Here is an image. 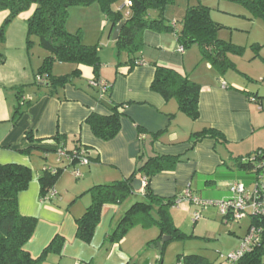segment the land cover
Listing matches in <instances>:
<instances>
[{"label": "crops", "instance_id": "obj_1", "mask_svg": "<svg viewBox=\"0 0 264 264\" xmlns=\"http://www.w3.org/2000/svg\"><path fill=\"white\" fill-rule=\"evenodd\" d=\"M121 4V7L115 4L113 8L121 10L127 7L125 1ZM34 9L35 5H31L17 17L27 23ZM128 11L127 7L125 16ZM6 16L7 11L0 12V25ZM88 16L96 25V30L101 28L102 31L107 27L108 35L112 36L114 28L106 23L95 3L70 7L66 29L72 33L80 30L84 44L96 45L87 41L92 38L95 29L87 32L82 24ZM210 17L215 21L211 12ZM73 22H76L74 26L71 25ZM72 28L76 31H71ZM142 41L138 57L126 54L118 64L108 70L102 65L98 71L99 81L110 85L109 100L124 105L121 108L120 131L108 141L96 138L85 123L92 112L102 115L110 112L108 100L100 96L97 88L89 85L95 77L92 67L73 65L71 71L76 68L79 76L52 89L44 77L41 79L43 82L33 83L36 67L26 64L23 46L19 59H10L9 63L7 55L0 52V164H21L32 171L28 186L17 195L19 213L36 218L33 235L24 249L32 258H37L54 236L59 235L64 240L59 252L48 253L40 264H155L152 260H157L158 254L151 246L155 245L159 235L157 228L136 225L118 243L111 244L106 239L133 203L130 196L120 204L102 206L98 224L87 243L76 237L75 222L90 203V197L85 193L90 187L129 177L148 157L160 155L179 159L173 169L160 171L149 179L151 191L165 199L176 198L189 188L201 200L219 202L230 196L229 183L239 182L251 188L254 182V174L241 164L240 159L257 150H264V92H259L251 77L252 71L260 67L258 76L264 80V55H260V64H256L254 56L256 60L251 62L252 67L245 70L239 69L236 56L229 54L235 68L220 74L210 63L201 60L196 45L179 52L180 45L173 32L146 30ZM153 63L188 75L200 84L197 119L192 120L182 113L174 99L165 100L151 90L155 74ZM199 63L203 64V77L197 75L193 79L192 74ZM26 86L28 88L24 89ZM19 97L24 99L19 100ZM18 108L21 113L13 119ZM205 128L218 131L224 141L216 142L211 137L195 135ZM56 134L65 136V139L57 141L54 138ZM28 135L31 139L27 138ZM78 144L88 148L91 155L89 164L78 167V178L69 169L62 171L53 187L55 195L44 199L40 195L39 174L46 166L66 165L65 161L57 160L58 147L70 150ZM142 192L141 186L132 195L143 199ZM180 203L191 204L187 201ZM180 203L170 208V215L174 226L186 235L179 239L184 241L195 235L200 219L191 222L192 208L184 206L178 209ZM195 206L202 217L205 212L218 215V219L220 213L216 206ZM222 221L226 222L221 216ZM236 223L238 228H243L240 222ZM191 224L195 226L189 235L186 230ZM249 224L250 219L242 230L231 224L230 229L223 233L226 238L230 237L228 233L236 238L228 251L239 246ZM206 225L204 223L202 227ZM196 236L213 239V235L207 232ZM167 246L168 243L164 249ZM188 254L202 255L213 263L210 257L200 253L183 251L177 255Z\"/></svg>", "mask_w": 264, "mask_h": 264}, {"label": "trees", "instance_id": "obj_2", "mask_svg": "<svg viewBox=\"0 0 264 264\" xmlns=\"http://www.w3.org/2000/svg\"><path fill=\"white\" fill-rule=\"evenodd\" d=\"M124 1L131 2L126 16L121 10L113 8L116 3ZM173 1L0 0V11H7V16L0 25V38L3 39L6 27L15 17L28 10L31 5H35L33 13L27 19L26 45L27 48H30L33 38H36L38 45L47 51V55L34 73L33 83L39 84L37 78L44 77L47 80L48 87L53 89L70 83L75 77L79 76L76 68L69 74L58 77L53 76L50 70L51 64L55 61L92 67L94 80H99L98 71L101 63L97 45L84 44L80 30L72 33L66 29L70 7H85L96 3L103 13L106 23L111 28H114L120 21L125 20L117 39L114 41L118 53L125 52L131 57L136 56L143 45L142 34L146 30L158 33L173 32L183 50L196 45L199 48L201 60L210 63L218 73L223 74L228 69H234L235 66L228 56L229 54L240 55L243 49L217 37L219 24L211 19L209 7L201 3L188 6L181 20V28L178 31L175 24L168 22L164 17L167 6L171 5ZM230 1L241 3L252 15L260 17L264 23V0ZM152 65L155 67V74L150 84L151 90L159 93L165 100L174 99L182 113L192 120L197 119L200 84L191 80L188 75L181 74L172 68L156 63ZM100 96L108 100L109 114L102 115L92 112L86 117L85 123L90 127L96 138L108 141L120 131L121 108L124 105L115 104L109 100L110 85L107 82L104 93ZM21 99L19 97V100ZM20 113L18 108L13 119L17 118ZM195 135L211 137L216 142L224 141L223 135L212 128H205L195 133ZM27 138L31 139L29 135ZM54 138L61 141L65 139V136L56 134ZM79 145L81 144L68 151L78 148ZM82 146L88 149L86 146ZM26 151L28 152L29 149ZM178 160L177 157L154 155L145 159L129 177L90 187L85 192L90 197V203L83 214L75 220L76 237L83 242H89L98 224L102 206L122 203L134 192L132 188L133 181L145 178L142 192L143 199L132 203L125 210L112 231L108 233L107 241L111 244L118 243L136 225L144 228L156 227L159 230V235L154 243L163 235L172 236L171 240L185 238L186 235L174 226L170 215V208L174 206V198L165 199L160 197L154 194L149 187V179L152 175L163 170L173 169ZM241 164L251 171L248 164ZM56 168L59 170L55 173L44 169L38 176L42 197H45L49 189L54 187L58 176L62 172L60 166ZM31 178L32 171L25 165L16 163L0 164V264H40L48 253L59 252L63 244L64 240L61 236H54L37 258H32L24 249V245L33 235L36 218L23 216L19 213L17 195L20 191L26 189ZM250 223L261 226L264 224V218L251 217ZM166 243L162 244V251ZM263 255L264 235L256 246L238 260L237 264H264L262 261ZM161 262L162 252L160 251L155 264H161ZM175 264L213 263L202 255L188 254L185 256L177 255Z\"/></svg>", "mask_w": 264, "mask_h": 264}, {"label": "rangeland", "instance_id": "obj_3", "mask_svg": "<svg viewBox=\"0 0 264 264\" xmlns=\"http://www.w3.org/2000/svg\"><path fill=\"white\" fill-rule=\"evenodd\" d=\"M121 3H116L115 6L121 7ZM198 3L207 5V7L211 9L210 12L212 18L219 24L217 37L222 38L225 41H229L234 45L240 46L243 49L240 55L232 54L233 56H236V61H238L239 69L246 70L251 68V62L253 60H256V58V64H260L258 63L260 62V55H264V23L260 17L252 15V13L239 2L230 0H174L171 5L167 6L164 17L168 22L175 23L176 28L179 31L181 28L180 21L185 14L186 7L189 4L195 5ZM126 10L127 7L121 8V12L123 14L126 13ZM92 21L93 20L90 18V16H88L85 18V20H83L82 23L87 32L89 30L95 29V32H93L91 36L92 38H90L91 40L88 39L87 41H91L89 43L97 45L101 66L103 65L104 69L108 70L112 65L117 64L118 61L124 60L126 53H118L114 40H112L111 36L108 35L107 27L102 31L101 28L99 30H96V25H94ZM75 24L76 22H73V24L71 25L74 26ZM26 27L27 23L25 22V20L19 19V17H15L6 27L3 34V39L0 38V52L3 53L4 56L7 55L9 63L10 59H19L21 55L20 49L23 46V59L26 61L27 65L30 63L33 64V66L35 65L36 72L38 67L42 63L43 58L47 55V51L38 45L36 38H33L31 47L27 48ZM72 29L73 30L71 31H76V28ZM83 40L84 39L82 38V41ZM254 56L256 58H253ZM72 66L73 64L71 63H60L55 61L51 64L50 72L53 76L56 77L63 76L70 73ZM258 68L260 67H257V69L252 71L253 75L251 77H253L254 80L252 82L256 85V88H258L259 92H264V80L261 79L262 77H259L261 72ZM203 71V64L199 63L198 65H196V71L193 72L192 78L195 79L197 75L198 77H203L201 74ZM41 79L43 78L41 77ZM258 79L262 81H259ZM40 80L37 79V82H43L42 80ZM27 88L28 86L24 87V89ZM129 196L131 197L130 200L133 203L137 200H142L135 194H130ZM184 206L192 208V215L190 217L192 222L194 209H199H196L195 205H189L186 203H180L177 208L181 209ZM217 216H215L214 214L210 215L203 212V217H201V219L197 223V229L194 230V236H190L184 241L179 239L167 241V248L163 251L161 250V264H175L177 254L183 253V251H188V253H200L207 255L208 257H210V260H212L214 264H228L225 257L229 252L232 251H228V249L234 244V240L236 238L233 237V234L229 233L228 236L230 237L226 238L223 233L230 229L231 224H234L233 227H236L238 230L245 229L247 227L249 218L246 217L238 221L243 227L242 229H240L237 227V221H230L227 223L222 221L221 223V215L219 214V217L216 220ZM218 220L220 221V224L218 223ZM187 222L189 223V220H187ZM204 223H207L205 228L202 227V224ZM193 226L195 225L191 224L186 230L189 235L192 234L191 231ZM151 228L154 229L156 227ZM205 231L209 235H213L211 236L213 237V239L206 240L202 237L199 238L196 236L205 235ZM155 252L158 254L157 250ZM155 259L156 258L152 260V263H155L157 261ZM262 261L264 262V255L262 257Z\"/></svg>", "mask_w": 264, "mask_h": 264}, {"label": "built area", "instance_id": "obj_4", "mask_svg": "<svg viewBox=\"0 0 264 264\" xmlns=\"http://www.w3.org/2000/svg\"><path fill=\"white\" fill-rule=\"evenodd\" d=\"M125 5L128 7L131 5L130 1H125ZM179 52H183V48L179 46ZM40 80L41 78H37ZM89 85L97 87L102 95L105 90L106 82L91 79ZM24 99V98H22ZM253 101L254 98H251ZM56 155L58 161H65L64 166H60L61 170L69 169L72 175L76 178L80 176L78 167L81 165H87L90 162V152L88 149L79 145L78 148L68 151L63 147L56 149ZM243 164H248L253 172L255 179L251 188L245 187L244 184L239 182L229 183L230 196L219 202H209L201 200L194 196L189 188H185L180 195L174 198V205H177L181 201H187L191 204L198 206L214 205L217 207L218 212L226 222L240 221L243 218L261 217L264 218V151L257 150L248 156H244L240 159ZM44 169L55 173L59 170L56 167L46 166ZM145 185V178H141V186ZM55 195L53 188L49 189L44 199H48ZM202 213L198 210L193 213V220L197 221L201 219ZM264 235V224L257 226L249 224L245 235L242 237L239 246L228 253L225 257L228 264H237L238 260L260 241Z\"/></svg>", "mask_w": 264, "mask_h": 264}, {"label": "water", "instance_id": "obj_5", "mask_svg": "<svg viewBox=\"0 0 264 264\" xmlns=\"http://www.w3.org/2000/svg\"><path fill=\"white\" fill-rule=\"evenodd\" d=\"M125 23V20L120 21L113 29L112 32V40H116L119 34L120 29L122 28L123 24ZM141 187V179H135L132 183V188L133 190H139ZM172 238V236L170 235H163L161 236V238L155 243L154 246L151 247H155L157 252L159 253L162 249V244H164L167 241H170Z\"/></svg>", "mask_w": 264, "mask_h": 264}]
</instances>
